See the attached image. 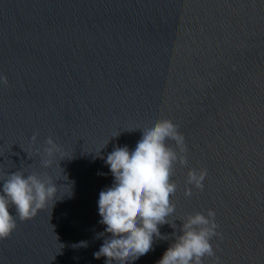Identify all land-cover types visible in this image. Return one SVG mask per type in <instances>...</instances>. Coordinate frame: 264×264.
Here are the masks:
<instances>
[{
  "label": "water",
  "instance_id": "95a60500",
  "mask_svg": "<svg viewBox=\"0 0 264 264\" xmlns=\"http://www.w3.org/2000/svg\"><path fill=\"white\" fill-rule=\"evenodd\" d=\"M0 75V188L17 170L57 185L53 207L0 240V264H105L93 255L110 236L105 159L158 119L179 125L188 167L207 177L185 197L177 165V227L130 264H157L178 219L208 209L219 264H264V0H0ZM48 137L60 152L44 169Z\"/></svg>",
  "mask_w": 264,
  "mask_h": 264
},
{
  "label": "clouds",
  "instance_id": "9594fccd",
  "mask_svg": "<svg viewBox=\"0 0 264 264\" xmlns=\"http://www.w3.org/2000/svg\"><path fill=\"white\" fill-rule=\"evenodd\" d=\"M0 85L8 86L5 75H0ZM140 130L142 136L134 150L115 147L105 159L114 180L111 187L99 193L98 213L99 223L106 226L104 232L110 236L93 254L96 259L105 257V264H130L152 250L154 238L167 239L161 236L159 226L168 224L176 229L175 220L170 223L169 217L176 209L172 197L178 190L174 180L177 165L188 168L185 197L193 195V188L204 189L207 169L188 167V149L179 125L158 119ZM36 137L37 134L31 137L33 144ZM44 145L42 149L35 148V154L40 166L48 169L60 146L51 137L45 139ZM56 193L57 185L47 172L5 173L0 188V240L8 239L16 230L17 218L20 222L31 220L49 203L53 207ZM215 217V211L208 209L206 214L194 212L179 218L180 234L173 233L174 242L157 264H204L205 258H213L219 264L212 244L214 238H222ZM80 246L86 247L87 243L81 242Z\"/></svg>",
  "mask_w": 264,
  "mask_h": 264
}]
</instances>
